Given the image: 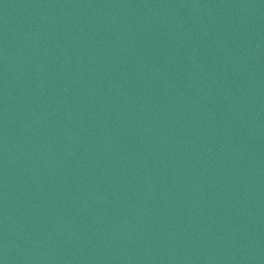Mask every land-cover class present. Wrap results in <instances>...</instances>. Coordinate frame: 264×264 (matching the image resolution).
Segmentation results:
<instances>
[{
  "label": "water",
  "instance_id": "95a60500",
  "mask_svg": "<svg viewBox=\"0 0 264 264\" xmlns=\"http://www.w3.org/2000/svg\"><path fill=\"white\" fill-rule=\"evenodd\" d=\"M0 264H264V0H0Z\"/></svg>",
  "mask_w": 264,
  "mask_h": 264
}]
</instances>
